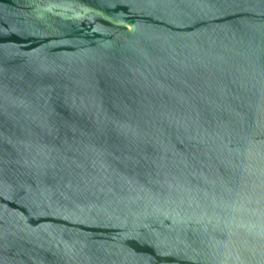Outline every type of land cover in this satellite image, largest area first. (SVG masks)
I'll list each match as a JSON object with an SVG mask.
<instances>
[{
    "label": "water",
    "instance_id": "water-1",
    "mask_svg": "<svg viewBox=\"0 0 264 264\" xmlns=\"http://www.w3.org/2000/svg\"><path fill=\"white\" fill-rule=\"evenodd\" d=\"M0 264H264V0H0Z\"/></svg>",
    "mask_w": 264,
    "mask_h": 264
}]
</instances>
